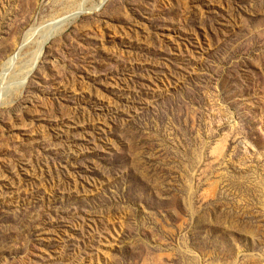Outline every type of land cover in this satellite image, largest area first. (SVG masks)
<instances>
[{"label": "rangeland", "instance_id": "1", "mask_svg": "<svg viewBox=\"0 0 264 264\" xmlns=\"http://www.w3.org/2000/svg\"><path fill=\"white\" fill-rule=\"evenodd\" d=\"M2 96L0 264H264V0H0Z\"/></svg>", "mask_w": 264, "mask_h": 264}, {"label": "water", "instance_id": "2", "mask_svg": "<svg viewBox=\"0 0 264 264\" xmlns=\"http://www.w3.org/2000/svg\"><path fill=\"white\" fill-rule=\"evenodd\" d=\"M79 15H76V17L72 18V19H68V20H62V21H58L55 23L52 32L49 34V36L46 39L45 45L48 44L50 41H52V39L63 30V28L65 26H69L71 25L75 19H77ZM264 184V179L261 181Z\"/></svg>", "mask_w": 264, "mask_h": 264}, {"label": "bare ground", "instance_id": "3", "mask_svg": "<svg viewBox=\"0 0 264 264\" xmlns=\"http://www.w3.org/2000/svg\"><path fill=\"white\" fill-rule=\"evenodd\" d=\"M16 89V88H15ZM18 90V89H17ZM5 97H6V95H5ZM2 98H4L3 96L2 97H0V102L2 101Z\"/></svg>", "mask_w": 264, "mask_h": 264}]
</instances>
